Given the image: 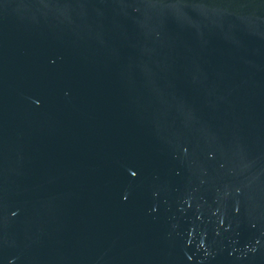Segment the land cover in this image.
<instances>
[{"label":"water","instance_id":"95a60500","mask_svg":"<svg viewBox=\"0 0 264 264\" xmlns=\"http://www.w3.org/2000/svg\"><path fill=\"white\" fill-rule=\"evenodd\" d=\"M0 264H264V0H0Z\"/></svg>","mask_w":264,"mask_h":264}]
</instances>
